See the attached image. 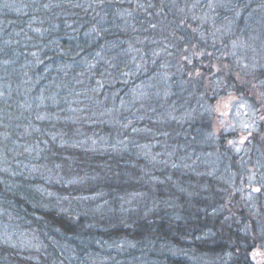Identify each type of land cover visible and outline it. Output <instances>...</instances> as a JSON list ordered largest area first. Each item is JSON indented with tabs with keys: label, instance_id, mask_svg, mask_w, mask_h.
<instances>
[{
	"label": "trees",
	"instance_id": "trees-1",
	"mask_svg": "<svg viewBox=\"0 0 264 264\" xmlns=\"http://www.w3.org/2000/svg\"><path fill=\"white\" fill-rule=\"evenodd\" d=\"M142 50L146 70L133 76ZM132 76L162 83L141 105L135 94L121 104ZM230 93L264 116V0H0V212L42 240L22 254L0 238V264H98L105 253L108 264H198L197 254L257 264L264 213L229 172L177 166L185 141L236 157L190 137ZM173 101L182 115L171 120ZM263 132L253 134L261 152ZM93 138L105 143L77 144ZM159 141L173 154L157 157ZM72 179L81 194L106 195L101 216L95 202L60 209L49 191Z\"/></svg>",
	"mask_w": 264,
	"mask_h": 264
},
{
	"label": "rangeland",
	"instance_id": "rangeland-1",
	"mask_svg": "<svg viewBox=\"0 0 264 264\" xmlns=\"http://www.w3.org/2000/svg\"><path fill=\"white\" fill-rule=\"evenodd\" d=\"M145 54L142 50L141 55L134 56L132 58L133 64L139 62L134 67V71L129 72L131 75H136L138 71L144 72L146 69L144 68L147 64L148 60H145ZM165 69V68H164ZM133 75V76H134ZM173 75V74H172ZM132 76V77H133ZM167 78L169 79L168 85L170 82L174 83V85L178 84L177 80H173L171 76L166 73ZM151 80L147 78H143L139 80L138 84H134V77L127 78L125 80V85L120 86L117 91L119 93L121 104L127 103L131 97L136 95L133 102H139L141 105L144 102V96L157 92V87L162 82H157V79L154 77H149ZM166 78V77H165ZM137 92V93H136ZM128 95H131L127 98ZM127 98V99H126ZM172 101H169V104ZM175 102L173 101V105L170 107L174 110ZM168 104V105H169ZM168 108V109H170ZM210 113L213 116V122L208 129L205 125L204 128L198 131V136L195 133H191L190 137L197 138L198 144L202 147H206L209 143L215 145L217 147V151L225 150V148H230L236 157L234 159H227L218 152L215 151H206V150H190L188 148V143L185 141L181 150L184 151L180 162L175 164V166L183 165L186 168H195V171L200 172H210L211 175L220 174L221 176L227 177L229 172L228 182L236 183L240 185L237 190V193L245 199V201L250 205V207L257 212L260 216L264 213V152L259 151V148L254 141V133L259 132L264 125V116L261 115L260 109L257 108L256 105L247 100L246 97L230 93L220 98L218 102L211 108H205V111L210 110ZM263 109V108H262ZM173 112V111H172ZM170 111L171 114H166L168 117L179 119L182 113L176 114V110H174V114ZM144 132L145 129H141V132ZM264 135V132H263ZM130 141L129 139L126 140ZM103 142L105 143V139H84L79 141L80 145L91 147L92 149H97L98 147H102ZM191 142V141H190ZM159 142H156L158 146ZM148 144H139L136 146L140 150L149 149ZM129 149L130 146L126 145L124 148ZM155 153L159 152V156H165L173 154L171 150V146L164 144V146H158V149L154 151ZM173 156V155H172ZM82 180L72 179L65 180L66 189L62 192L58 190L61 187L60 184L55 181L58 187H53L49 193H54L56 201H58V205L63 212H68L73 209V206L78 204H87L95 202L93 208L88 205V209L91 210L92 213H96L98 216H101L105 210H103L104 205H106V195L104 193H96V194H81V191L77 187L76 191L74 188L72 189V185H80ZM259 189V191H257ZM58 190V191H57ZM51 196V194H50ZM76 207V206H75ZM85 208L84 210H86ZM52 241H54L57 245H60L62 242L66 243V241H60V239H55L54 236L48 235ZM264 236V229H263ZM35 232L26 224L16 223L4 212H0V238L6 239L14 245V249L22 254L26 252L33 251L34 249H40L42 246V240L38 238ZM47 237V236H46ZM264 245V244H263ZM86 247L87 244L85 245ZM45 245L43 246L44 250ZM90 249V248H89ZM96 251V250H95ZM259 251L258 255H255ZM73 252V258H75V250L71 249ZM254 261L257 264H264V246L257 247L251 251ZM31 254V253H30ZM106 256L99 258L98 264H107L109 263V258ZM180 255H186L184 252H180ZM212 254H203L197 256H190L194 261L198 264H207L212 260H221L219 257L217 259H212L209 257ZM98 260V258H97ZM88 261H94L93 259H88Z\"/></svg>",
	"mask_w": 264,
	"mask_h": 264
},
{
	"label": "water",
	"instance_id": "water-1",
	"mask_svg": "<svg viewBox=\"0 0 264 264\" xmlns=\"http://www.w3.org/2000/svg\"><path fill=\"white\" fill-rule=\"evenodd\" d=\"M259 254V251H257V253L255 255H258Z\"/></svg>",
	"mask_w": 264,
	"mask_h": 264
},
{
	"label": "snow or ice",
	"instance_id": "snow-or-ice-1",
	"mask_svg": "<svg viewBox=\"0 0 264 264\" xmlns=\"http://www.w3.org/2000/svg\"><path fill=\"white\" fill-rule=\"evenodd\" d=\"M257 191H259V189H257Z\"/></svg>",
	"mask_w": 264,
	"mask_h": 264
}]
</instances>
